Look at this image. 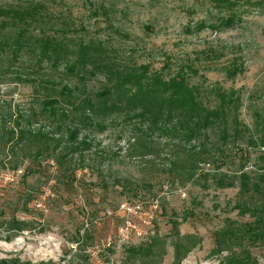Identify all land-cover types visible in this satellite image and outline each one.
<instances>
[{
    "label": "rangeland",
    "instance_id": "obj_1",
    "mask_svg": "<svg viewBox=\"0 0 264 264\" xmlns=\"http://www.w3.org/2000/svg\"><path fill=\"white\" fill-rule=\"evenodd\" d=\"M100 4L109 17L95 12ZM61 7L87 34L109 38L128 60L175 69L190 58L198 70L194 82L241 95L240 117L249 125L258 111L264 113V0H65ZM229 16L232 22L221 21ZM233 64L239 69L229 76L225 68ZM92 84L98 88L101 81ZM8 88L13 86L0 85V105L29 106L30 87L19 86L13 97ZM130 128L116 122L89 134L91 148L82 160L73 157L75 181L44 159L42 164L27 159L17 170L0 165V258L60 261L78 238L95 264L119 263L127 246L168 234L176 222L182 233L202 237L183 263L218 264L219 257L210 254L215 231L253 217L239 207L240 181L220 187L213 175L263 172L262 149L236 145L227 158L201 164L195 179L179 184L166 170L169 147L160 146L153 170L141 157L127 155ZM27 168L31 173L25 175ZM13 217L27 220L32 229L7 231ZM253 253L264 264V245L253 246ZM172 260L169 247L162 264Z\"/></svg>",
    "mask_w": 264,
    "mask_h": 264
},
{
    "label": "trees",
    "instance_id": "obj_2",
    "mask_svg": "<svg viewBox=\"0 0 264 264\" xmlns=\"http://www.w3.org/2000/svg\"><path fill=\"white\" fill-rule=\"evenodd\" d=\"M64 2L0 0V85L13 86L7 92L11 97L19 86L31 88L28 107L0 105L2 167L17 170L27 159L41 164L44 159L75 181L78 168L72 162L91 148L89 134L116 122L131 125L127 155L141 157L151 170L160 146L169 147L166 170L173 183L195 179L201 164L224 160L236 145L246 146L239 148L243 151L262 149L264 161V113L257 112L253 125L246 123L240 117L241 95L233 88L194 82L198 70L190 58L175 69L169 63L152 68L128 60L109 38L87 34L85 26L72 21L61 7ZM94 8L109 17L102 4ZM238 69L235 64L225 68L229 76ZM94 79L101 81L98 88ZM236 179L244 200L241 212L253 219L217 229L210 254L219 257L218 264H258L253 246L264 245V171H242L236 178L225 172L213 175L220 187L234 186ZM6 229L15 233L32 226L13 217ZM73 242L76 246L60 261L1 257L0 264H95L86 244L78 238ZM201 243L199 234L182 233L173 222L168 234L127 246L119 263L105 264H162L169 247L171 264H184Z\"/></svg>",
    "mask_w": 264,
    "mask_h": 264
}]
</instances>
